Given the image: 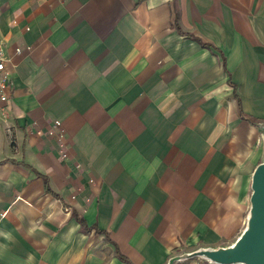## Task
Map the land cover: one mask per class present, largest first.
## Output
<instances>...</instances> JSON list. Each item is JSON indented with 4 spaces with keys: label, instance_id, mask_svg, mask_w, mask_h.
<instances>
[{
    "label": "crops",
    "instance_id": "1",
    "mask_svg": "<svg viewBox=\"0 0 264 264\" xmlns=\"http://www.w3.org/2000/svg\"><path fill=\"white\" fill-rule=\"evenodd\" d=\"M0 36V264H220L193 253L247 226L264 0H0Z\"/></svg>",
    "mask_w": 264,
    "mask_h": 264
},
{
    "label": "water",
    "instance_id": "2",
    "mask_svg": "<svg viewBox=\"0 0 264 264\" xmlns=\"http://www.w3.org/2000/svg\"><path fill=\"white\" fill-rule=\"evenodd\" d=\"M251 190L247 226L234 244L198 250L194 255L220 264H264V160L253 171Z\"/></svg>",
    "mask_w": 264,
    "mask_h": 264
},
{
    "label": "built area",
    "instance_id": "3",
    "mask_svg": "<svg viewBox=\"0 0 264 264\" xmlns=\"http://www.w3.org/2000/svg\"><path fill=\"white\" fill-rule=\"evenodd\" d=\"M20 48H15L14 53L20 54ZM12 71L11 58L6 54L4 49V41L0 36V111H3L5 103L9 97L10 90V74ZM53 125L58 129L60 121L57 119L53 120ZM63 129H59L58 133V153L60 157L65 158L67 156V144L62 141ZM79 165H76L78 167ZM73 197V196H72Z\"/></svg>",
    "mask_w": 264,
    "mask_h": 264
},
{
    "label": "trees",
    "instance_id": "4",
    "mask_svg": "<svg viewBox=\"0 0 264 264\" xmlns=\"http://www.w3.org/2000/svg\"><path fill=\"white\" fill-rule=\"evenodd\" d=\"M75 217L77 218V220L80 222V224H81L82 226H85V222H84V220H83L80 216H76V215H75Z\"/></svg>",
    "mask_w": 264,
    "mask_h": 264
},
{
    "label": "rangeland",
    "instance_id": "5",
    "mask_svg": "<svg viewBox=\"0 0 264 264\" xmlns=\"http://www.w3.org/2000/svg\"><path fill=\"white\" fill-rule=\"evenodd\" d=\"M200 256V255H199ZM202 256V255H201ZM204 257V256H203ZM234 264H240V263H234Z\"/></svg>",
    "mask_w": 264,
    "mask_h": 264
}]
</instances>
